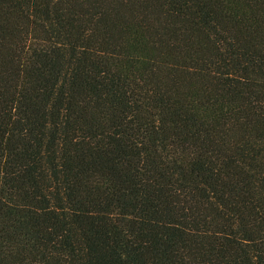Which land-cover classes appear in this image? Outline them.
<instances>
[{
  "label": "trees",
  "instance_id": "trees-1",
  "mask_svg": "<svg viewBox=\"0 0 264 264\" xmlns=\"http://www.w3.org/2000/svg\"><path fill=\"white\" fill-rule=\"evenodd\" d=\"M0 264H264V0H0Z\"/></svg>",
  "mask_w": 264,
  "mask_h": 264
}]
</instances>
